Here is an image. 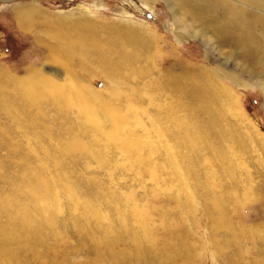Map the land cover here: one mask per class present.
<instances>
[{"label": "rangeland", "instance_id": "rangeland-1", "mask_svg": "<svg viewBox=\"0 0 264 264\" xmlns=\"http://www.w3.org/2000/svg\"><path fill=\"white\" fill-rule=\"evenodd\" d=\"M32 4L54 24L19 29ZM187 33L162 0H0V264H264V77ZM27 81L67 104L26 102ZM212 87L221 140L194 104ZM101 99L126 143L82 118Z\"/></svg>", "mask_w": 264, "mask_h": 264}, {"label": "bare ground", "instance_id": "bare-ground-1", "mask_svg": "<svg viewBox=\"0 0 264 264\" xmlns=\"http://www.w3.org/2000/svg\"><path fill=\"white\" fill-rule=\"evenodd\" d=\"M149 1H154V0H149ZM162 1L166 3L167 7L169 8L174 18V22H177V26H182L183 29L188 31L187 33L188 36L186 37L197 38V36H199L203 38L204 42L206 43L211 42L212 44L215 43L218 47H227L228 53L235 56V59H234L235 66L238 67L239 70H246V71L248 70L249 72L254 73L255 75H261L262 77H264V1L262 0H162ZM35 6L32 4L28 6H22V8L14 10V16L17 21V26L19 29L27 30L33 27V25L35 24L34 22H36L38 18L44 19L43 21L46 22L47 24L44 23L43 21L42 22L45 25L49 26L52 23L53 18L49 16L48 13L41 11L39 8ZM80 15H83V12L80 11ZM80 19L81 18L79 17V20ZM53 24H51V26ZM80 24L81 26L83 25L82 22ZM66 25L68 26V24ZM60 26L64 27L63 24H61ZM69 26H70V23H69ZM103 29L105 30V28ZM66 40L69 46L71 45L69 49H66V51H69L68 57L71 60L73 59V53H71V51H77V49L75 48L73 44L70 43L71 39L68 38ZM245 45H246V51L244 47ZM235 49L238 50L239 53H237ZM221 50L222 49L220 48L218 51L220 52ZM79 54L81 56V53ZM244 57L248 61H256V63H254L255 65L251 64L252 62L251 63L244 62L242 60ZM97 58L98 60L101 59V57L99 58V56ZM98 63L100 65L103 64V62L100 60L98 61ZM107 63L110 64V60L107 61ZM118 69H119L118 64H114V65L112 64L111 69L109 67L105 69L104 71L105 73L114 76V74L117 72ZM255 69H257L259 73L254 72ZM68 71L69 73L71 72V70H68ZM38 73L36 70L29 69L27 72V75L36 76ZM229 76L230 75H228V77ZM37 78H38V75H37ZM26 80H29V79H26ZM45 82L46 81H42L40 83H43V84H37L35 82L27 81L25 83L26 85H22L24 87H22L21 92L22 94L23 92H25L26 102L34 105L39 102L38 101L39 99L50 98L51 101L58 103L59 105H62V104L66 105L67 104L66 99H62V96H63L62 90L58 86H55L54 88L50 89L49 87L45 85ZM201 89L202 88H195L194 92L193 90L190 89V91H192L195 96L194 104L196 103L200 111V115H197V118H200L201 116H206L205 125H206V131L208 133L207 137L210 140L212 139L221 140L224 137H223V131L220 127L221 113L219 112L217 108L219 107V104H220L219 95H222L225 93L222 91L216 90L214 87H212V90L215 89V91L213 90L214 91L213 93L208 92L209 88H207L208 90L203 89L204 91H200ZM193 93L191 94L193 95ZM22 94H21V97H22ZM187 98H190V97H187ZM101 101L104 103H102ZM99 103H100L99 108H95L87 104L86 102L80 103V114L82 118L90 122L95 128L99 129L101 128V125H102V120L100 119V115H104L106 119L112 124V128H113V129L111 128L112 130L109 132V134H105L103 132L105 139H107L108 141H112V142L115 141V142L126 143L127 140H125L124 138H122L121 141H117L118 136L122 134L121 133L122 127L124 126V123H126V120L121 114V111H119L115 107H112V105L109 102L103 101L102 99L100 100ZM183 107H185V104ZM187 127L189 130H193V131L198 130V127L194 125H191V126L187 125ZM232 135L234 134L232 133ZM231 137L230 139L233 138ZM227 139H229V137H227ZM227 142L229 141L227 140ZM215 151L217 152L218 150H215ZM37 191L39 193V191L41 192V189L39 188V190L37 189ZM42 191L44 192V190ZM46 192H47V189L45 193ZM44 194L42 193V195Z\"/></svg>", "mask_w": 264, "mask_h": 264}]
</instances>
